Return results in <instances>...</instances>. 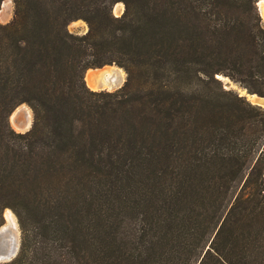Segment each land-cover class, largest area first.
<instances>
[{"label": "trees", "instance_id": "obj_1", "mask_svg": "<svg viewBox=\"0 0 264 264\" xmlns=\"http://www.w3.org/2000/svg\"><path fill=\"white\" fill-rule=\"evenodd\" d=\"M12 1L0 226L9 207L20 243L0 264H264V107L220 78L264 96L260 0ZM107 64L124 83L90 89Z\"/></svg>", "mask_w": 264, "mask_h": 264}, {"label": "rangeland", "instance_id": "obj_2", "mask_svg": "<svg viewBox=\"0 0 264 264\" xmlns=\"http://www.w3.org/2000/svg\"><path fill=\"white\" fill-rule=\"evenodd\" d=\"M4 1V2H3ZM5 3H7V5L5 6ZM117 3H121V2H117ZM115 3L113 5V8H112V12L114 15L116 16H119L122 14L123 12V9H124V5L121 3V4H118ZM13 1L12 0H2L1 4H0V23H7L8 21H10V19L12 18V15H13ZM261 17V16H260ZM261 22L262 24L264 25V19L261 18ZM67 28L70 32L74 33V34H83L86 32V30L88 29V26L86 24V22L82 19H76V20H73L71 22H69V24L67 25ZM104 66H112V67H115V68H120L121 69V72L123 73V75H120L119 72L115 71L113 73V76L115 77V82H113V87H111L110 89L109 88H97V89H93V90H115L117 89L118 87H120L124 81H125V78H126V73L124 71L123 68L119 67L118 65L116 64H107V65H104ZM102 66V67H104ZM101 68V67H99ZM116 73V74H115ZM85 74V73H84ZM220 78L222 79L223 81V84L226 88H231L235 91H237L240 95H244L246 96V98L250 101V102H254L251 98V96H249L250 94H248L246 92L245 89L241 88L238 84L234 83L232 80H230L228 77H221L220 75ZM85 80V79H84ZM88 80V79H87ZM89 88L91 89V87L89 86ZM23 107L25 108L26 110L25 113L26 114H30L29 118L31 119L30 123H28L26 121V123L23 121V118L20 117V118H17L15 120L16 124H14V122L11 120V114L12 112L15 110V108L17 107ZM18 107V108H19ZM9 114L8 116V122L10 124V126L16 131V132H25L26 130H28L31 126V123H32V118H33V113H32V109L31 107L23 102V103H20L19 105H17ZM16 111V110H15ZM28 123V125H27ZM19 126V127H18ZM6 209V210H5ZM3 212H4V224L2 226H0V229L4 228L7 224H8V221L6 219V212L7 210H10L12 211L9 207H6ZM12 213L14 214L15 216V220H16V224H17V228L14 230V235L17 237V246H19V243H20V226H19V222H18V219H17V216L15 215V213L12 211ZM3 214V213H2ZM1 232V231H0Z\"/></svg>", "mask_w": 264, "mask_h": 264}, {"label": "bare ground", "instance_id": "obj_3", "mask_svg": "<svg viewBox=\"0 0 264 264\" xmlns=\"http://www.w3.org/2000/svg\"><path fill=\"white\" fill-rule=\"evenodd\" d=\"M7 3H5V6ZM258 9L260 11L261 17L264 19V0H260L258 2ZM117 71L120 73V75H123L120 68H115L112 66H106L101 69H90L86 74V80L88 85L91 87V89H97V88H111L113 87V82H115V77L113 76V73ZM116 74V73H115ZM112 89V88H111ZM251 96L252 100L256 102L257 96L256 95H249ZM25 108H17L16 111H14L11 115V120L14 122L17 118L22 117L23 121L26 123H30L31 119L29 118L30 114H26ZM27 123V125H28ZM19 127V126H18ZM6 219L8 221V224L0 229V243L3 247H9V249L14 250L17 247V237L14 235V230L17 228L15 216L12 213V211L7 210ZM13 247V248H12Z\"/></svg>", "mask_w": 264, "mask_h": 264}, {"label": "water", "instance_id": "obj_4", "mask_svg": "<svg viewBox=\"0 0 264 264\" xmlns=\"http://www.w3.org/2000/svg\"><path fill=\"white\" fill-rule=\"evenodd\" d=\"M221 77H224V76H221ZM256 96H257L256 102H253V104L264 107V96H259V95H256ZM18 247L19 246H17L14 250H12V249H9V247H3L2 244L0 243V262L11 260L16 255Z\"/></svg>", "mask_w": 264, "mask_h": 264}]
</instances>
